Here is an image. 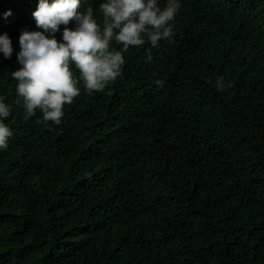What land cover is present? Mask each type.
I'll use <instances>...</instances> for the list:
<instances>
[{
    "label": "trees",
    "instance_id": "16d2710c",
    "mask_svg": "<svg viewBox=\"0 0 264 264\" xmlns=\"http://www.w3.org/2000/svg\"><path fill=\"white\" fill-rule=\"evenodd\" d=\"M37 5L0 0V264H264V0H181L171 42L129 47L103 92L79 84L59 126L24 118L11 76Z\"/></svg>",
    "mask_w": 264,
    "mask_h": 264
},
{
    "label": "clouds",
    "instance_id": "9594fccd",
    "mask_svg": "<svg viewBox=\"0 0 264 264\" xmlns=\"http://www.w3.org/2000/svg\"><path fill=\"white\" fill-rule=\"evenodd\" d=\"M80 6L81 0H38L32 15L40 31L25 30L19 37L17 60L21 67L11 76L17 82L15 90L23 102L25 119L39 111L42 122L59 126L65 106L81 94L79 84L89 94L103 92L122 76L129 47L143 46L145 37L152 48H159L162 40L171 42L182 5L181 0H167L163 8L158 0H104L99 5L102 20L91 7L81 13ZM9 15L11 11L5 13ZM73 22L74 29L69 27ZM61 25L62 41L55 36ZM12 52L8 34L0 35V53L10 58ZM146 60H153L151 48ZM215 87L223 92L232 84L220 77ZM5 99L0 97V150L8 149L13 136L5 123L11 114Z\"/></svg>",
    "mask_w": 264,
    "mask_h": 264
}]
</instances>
